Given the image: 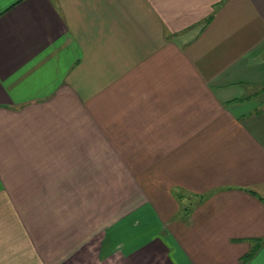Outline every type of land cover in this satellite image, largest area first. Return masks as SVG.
I'll use <instances>...</instances> for the list:
<instances>
[{
	"label": "crops",
	"instance_id": "0c3cea01",
	"mask_svg": "<svg viewBox=\"0 0 264 264\" xmlns=\"http://www.w3.org/2000/svg\"><path fill=\"white\" fill-rule=\"evenodd\" d=\"M0 264H264V0H0Z\"/></svg>",
	"mask_w": 264,
	"mask_h": 264
},
{
	"label": "rangeland",
	"instance_id": "374dc122",
	"mask_svg": "<svg viewBox=\"0 0 264 264\" xmlns=\"http://www.w3.org/2000/svg\"><path fill=\"white\" fill-rule=\"evenodd\" d=\"M105 248H106V247H105ZM104 250L108 251V249H104ZM104 250H101L102 253H100L99 257H100V256L104 257V252H105ZM107 253H108V254H106V255H109L111 252H107ZM105 257H107V256H105ZM108 257H110L111 261H113V258L111 257V255L108 256ZM117 257H118V259H119V256H117ZM117 257H116V258H117ZM102 260H104V258H103Z\"/></svg>",
	"mask_w": 264,
	"mask_h": 264
},
{
	"label": "trees",
	"instance_id": "16d2710c",
	"mask_svg": "<svg viewBox=\"0 0 264 264\" xmlns=\"http://www.w3.org/2000/svg\"><path fill=\"white\" fill-rule=\"evenodd\" d=\"M253 251H254V250H252V252H250V253L248 254V256H247V257H249L250 255H252Z\"/></svg>",
	"mask_w": 264,
	"mask_h": 264
}]
</instances>
